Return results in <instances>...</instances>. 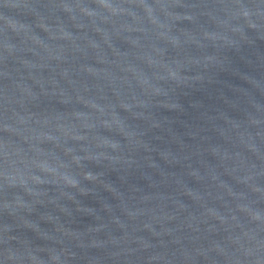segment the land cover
Segmentation results:
<instances>
[{"label":"water","instance_id":"95a60500","mask_svg":"<svg viewBox=\"0 0 264 264\" xmlns=\"http://www.w3.org/2000/svg\"><path fill=\"white\" fill-rule=\"evenodd\" d=\"M0 264H264V0H0Z\"/></svg>","mask_w":264,"mask_h":264}]
</instances>
